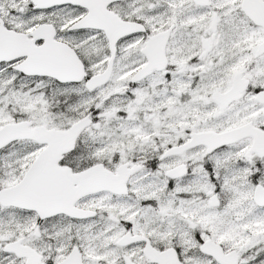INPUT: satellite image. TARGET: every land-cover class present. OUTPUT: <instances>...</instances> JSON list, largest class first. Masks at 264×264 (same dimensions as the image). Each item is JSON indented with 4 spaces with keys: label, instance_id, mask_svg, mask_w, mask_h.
Instances as JSON below:
<instances>
[{
    "label": "snow or ice",
    "instance_id": "1",
    "mask_svg": "<svg viewBox=\"0 0 264 264\" xmlns=\"http://www.w3.org/2000/svg\"><path fill=\"white\" fill-rule=\"evenodd\" d=\"M0 264H264V0H0Z\"/></svg>",
    "mask_w": 264,
    "mask_h": 264
}]
</instances>
